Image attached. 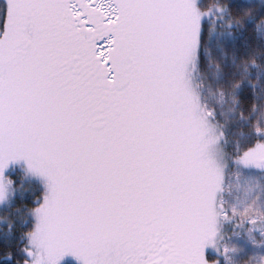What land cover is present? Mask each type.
Instances as JSON below:
<instances>
[{"label": "snow or ice", "instance_id": "6c2138e0", "mask_svg": "<svg viewBox=\"0 0 264 264\" xmlns=\"http://www.w3.org/2000/svg\"><path fill=\"white\" fill-rule=\"evenodd\" d=\"M66 261L264 264V0H0V264Z\"/></svg>", "mask_w": 264, "mask_h": 264}, {"label": "rangeland", "instance_id": "374dc122", "mask_svg": "<svg viewBox=\"0 0 264 264\" xmlns=\"http://www.w3.org/2000/svg\"><path fill=\"white\" fill-rule=\"evenodd\" d=\"M233 188L239 193L241 199H243L244 196H245V193H246V191L248 189V185H246V184H244V185L234 184ZM66 263H73L74 264V262H72V261H66L65 264Z\"/></svg>", "mask_w": 264, "mask_h": 264}, {"label": "trees", "instance_id": "16d2710c", "mask_svg": "<svg viewBox=\"0 0 264 264\" xmlns=\"http://www.w3.org/2000/svg\"><path fill=\"white\" fill-rule=\"evenodd\" d=\"M66 264H73V263H66Z\"/></svg>", "mask_w": 264, "mask_h": 264}]
</instances>
